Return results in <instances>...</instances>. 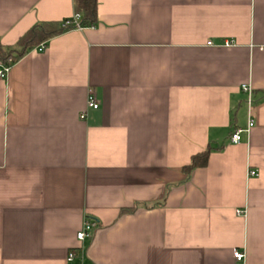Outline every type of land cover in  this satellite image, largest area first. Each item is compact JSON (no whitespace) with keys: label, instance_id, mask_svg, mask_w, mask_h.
<instances>
[{"label":"crops","instance_id":"1","mask_svg":"<svg viewBox=\"0 0 264 264\" xmlns=\"http://www.w3.org/2000/svg\"><path fill=\"white\" fill-rule=\"evenodd\" d=\"M76 15L0 0V42ZM97 18L0 77V264H264V0H97Z\"/></svg>","mask_w":264,"mask_h":264},{"label":"trees","instance_id":"2","mask_svg":"<svg viewBox=\"0 0 264 264\" xmlns=\"http://www.w3.org/2000/svg\"><path fill=\"white\" fill-rule=\"evenodd\" d=\"M74 9L75 14L81 16L79 24L82 27L94 26L97 23V0H74ZM62 23L63 21H51L37 24L23 34L14 47L3 46L0 42V60L6 66H11L29 51L74 28V25L63 27ZM208 156L209 151L194 155L191 163L184 168L185 171L190 173L198 167H205L208 163ZM133 210L124 209L122 213Z\"/></svg>","mask_w":264,"mask_h":264},{"label":"built area","instance_id":"3","mask_svg":"<svg viewBox=\"0 0 264 264\" xmlns=\"http://www.w3.org/2000/svg\"><path fill=\"white\" fill-rule=\"evenodd\" d=\"M80 18H81V16L77 14L74 19L63 21L62 26L68 27L70 25H74V29L75 28L81 29L83 27L79 24ZM208 44L211 45L212 42H209ZM45 46H46L45 43H43V44L39 45L38 47H36V50L43 51L45 49ZM9 70H10V66L3 65L2 67H0V77H5L8 74ZM243 90L245 92H249V93L251 92V88L249 86H243ZM249 102H251L250 99H249ZM99 107H100V104H99L94 92L92 90H90L88 98H87V108L88 109H98ZM85 117H86V113H83L81 115V118H85ZM253 126H254V122L252 119H250L248 127L246 129L236 128L230 136L231 142L235 143V144L240 143L242 141V138H243L242 137L243 133H245V132L249 133ZM257 175H258L257 170H254V169L249 170V176H257ZM238 213L240 214L241 212L239 211ZM96 227H97V223L95 221L87 220L84 223L83 228L77 233V239L79 241H84L86 239H90L92 237L93 232L96 229ZM75 257H76L75 251H72L69 253L68 258L70 261L74 260ZM234 257L237 260L242 261L245 258V252H243L241 250H236L234 252Z\"/></svg>","mask_w":264,"mask_h":264}]
</instances>
